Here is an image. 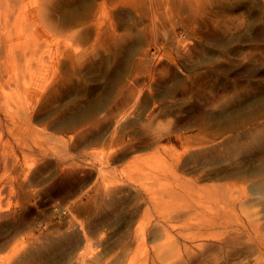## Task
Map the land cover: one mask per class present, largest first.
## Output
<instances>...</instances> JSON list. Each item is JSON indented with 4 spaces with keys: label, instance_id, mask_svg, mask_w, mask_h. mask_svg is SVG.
Masks as SVG:
<instances>
[{
    "label": "rangeland",
    "instance_id": "obj_1",
    "mask_svg": "<svg viewBox=\"0 0 264 264\" xmlns=\"http://www.w3.org/2000/svg\"><path fill=\"white\" fill-rule=\"evenodd\" d=\"M32 2L42 10L33 29L40 49L48 45L51 85L31 100L22 130H0L1 264L27 238L39 244L73 223L85 240L48 264H178L185 245L199 254L224 243L226 233L197 237L209 210L214 226L230 230L264 213V136L248 135L264 124V0ZM29 20L21 24L31 30ZM233 134L246 144L237 154L187 161L199 142ZM61 170L79 175L52 189ZM114 187L122 208L96 220Z\"/></svg>",
    "mask_w": 264,
    "mask_h": 264
},
{
    "label": "bare ground",
    "instance_id": "obj_2",
    "mask_svg": "<svg viewBox=\"0 0 264 264\" xmlns=\"http://www.w3.org/2000/svg\"><path fill=\"white\" fill-rule=\"evenodd\" d=\"M25 2H26L25 0H0V91L2 92L5 89L3 86L7 87V90H8L10 88L9 87L10 83H11L10 86L14 88L16 87L13 85L17 84L16 85L17 88L15 89V91L11 87V89H9L10 92L8 91L9 93H6L4 96H2L4 92L2 94L0 92V125H1L0 130L1 132L3 131V129H5L6 131L8 130L7 132L12 135L14 134V132H18L19 130H22V126H24L25 123L29 122L32 119V113L34 111V107L30 105L31 100L33 98H36L37 99L36 104H37L39 99L42 96H45V94L48 92L49 85H51L49 83V81L51 80L50 76H49L50 80H48V70H49L48 69L49 65L47 61L48 52H49V50L47 49L48 45L46 46L47 48L42 47L43 49L42 50L40 49V46L38 44L39 39H36L37 36L35 35L36 30L35 28L33 29V25L36 21L35 16L40 17V15L42 14L41 13L42 10L40 8V5H37L36 2L34 3L35 6L32 7L34 5L32 0L31 1L28 0L27 4H25ZM24 17H27L28 20L31 19L29 20L27 24V26H30L31 30H29L28 27H24L22 25L28 21L26 19L27 21L24 22V19H23ZM12 19H14V22L12 21ZM21 22H24V23L21 24ZM45 25H46V22H45ZM10 29H12L11 32H10ZM13 30H15L16 32L15 31L13 32ZM23 31L25 32L26 36L24 38H26V40H23L22 38H20L22 39L21 40L22 43L20 46L22 50L18 51L19 47L16 49L15 47H13V44H15L19 40V37L17 36L22 35ZM12 34L14 36L15 34L17 35L15 39L13 38V36H11ZM33 36H34V39L32 38ZM30 38L34 40L33 41L34 44L28 43L30 41L29 40ZM25 44L26 45L29 44L28 48L31 47L32 49L26 48L24 46ZM46 49L47 51H44ZM39 74L43 76L41 77L39 76ZM19 83H23V87H26V88H23V90L22 88H20L21 90L18 89ZM24 83H27V84H24ZM6 84L8 86H6ZM28 86L30 87L32 86L37 89H35V91L30 90ZM2 120L4 121V123L1 122ZM261 134H263L264 136V124L254 126L248 135H250L251 138H256L257 135L261 136ZM1 135L2 134L0 133V136ZM202 136H200V138H202ZM245 136H247V134H245ZM203 139L204 137L201 139V141ZM206 141L204 140L202 142L206 143ZM243 142L239 134H233L228 137H225L224 139L220 141L219 144L211 143L210 145H208L207 143V145L204 146V144L199 142L198 145L200 146V144H202L201 147L197 145L196 147H194V149L190 148L193 151L189 152L186 159L190 163H194V164L200 163L204 165L211 159L218 158V157L223 159L226 156L237 154L244 147L246 148L245 146L246 144ZM253 144L256 145L255 142ZM253 144H251V146ZM258 145H263V144H258ZM186 149L184 151H186ZM77 169H79V167ZM70 170H72V166ZM67 171L69 172V170ZM66 172H62V170L60 171L57 178L53 182V186L51 187L52 189L56 187L57 188L63 187V184L68 183L70 180L73 181L79 175V172L74 171V170L70 171V173L68 172L66 173ZM259 179L258 180L260 182H264V175H261ZM219 190H221V188H219ZM105 192H106L107 198H105L104 200H101L103 201V203L100 204L99 211L95 214L96 220L109 219L108 218L109 214L106 211L116 213L118 212L117 210L122 208L123 194H122V189L120 187L110 188V189H107V191L105 190ZM257 196L255 195V197ZM259 197H257V200L258 202H261V198L259 199ZM232 200L234 203H236L240 201V198L237 196V197H233ZM254 200H256V198ZM243 201L242 203L239 202V204L241 203L240 207H244V209H246L245 208L246 205H243L244 204ZM248 208H249V205H248ZM217 211H219V209H217ZM0 212H1V205H0ZM208 212H212V213L208 215L207 217H206L207 215L206 214L204 216L206 218L203 219L202 222H200L197 225V228L199 230L198 232L199 235L198 236L196 235V236L199 237L200 240H203L204 238H212L215 235L219 236L221 235V233L222 234L226 233V236H224V239L219 240V241L224 240V243L208 246L210 250L209 253L205 252V250H204L205 253L200 250L199 254H196L193 251L194 249L192 250L193 247L191 246V244L185 245L183 256L181 255L179 258H177L178 264H264V213H260L259 210H258L259 213L253 212L252 214L250 213V215L248 213L247 219L246 217L242 216L243 219L244 218L246 219V221L244 222L242 221V224L239 222L233 227V229L231 228L230 230V226H229L230 223L226 225L214 226V224H218V222L217 221L213 222L212 220L211 215L214 214L213 210H209ZM19 227H21L20 223L15 221V229H19ZM155 227H154L155 228L154 230H156V233H157V230H161V233L163 235H166L167 237H169L166 234L167 231L169 230V229L166 230L168 226L166 227L165 224L163 226L156 224ZM215 227L223 228V231L215 232V230L213 229ZM79 229H83V228L82 227L78 228L77 224L75 223L69 224L68 226L65 227L64 230L58 231L57 234L53 238L47 239L45 242H40L39 244H37L36 242H32V240L27 238L28 239L27 241L21 242V244L23 243L22 251L19 254L13 255L9 263L7 264H48L49 263L48 260H51L52 257L56 258L59 255L63 256L66 251H68L69 249L77 248L80 245L79 243L85 240V238L81 235V232ZM224 230H227V231L225 232ZM204 240L206 241L208 239H204ZM205 244H208V241L207 242L198 241L196 245L199 248H201V246L203 247ZM2 246L3 245L0 243V248ZM185 258L188 260V262L185 261ZM3 263H4V260H3Z\"/></svg>",
    "mask_w": 264,
    "mask_h": 264
}]
</instances>
